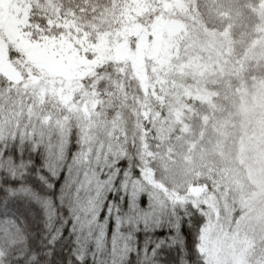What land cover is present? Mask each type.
Wrapping results in <instances>:
<instances>
[{
  "label": "snow or ice",
  "instance_id": "6c2138e0",
  "mask_svg": "<svg viewBox=\"0 0 264 264\" xmlns=\"http://www.w3.org/2000/svg\"><path fill=\"white\" fill-rule=\"evenodd\" d=\"M0 264H264V0H0Z\"/></svg>",
  "mask_w": 264,
  "mask_h": 264
}]
</instances>
